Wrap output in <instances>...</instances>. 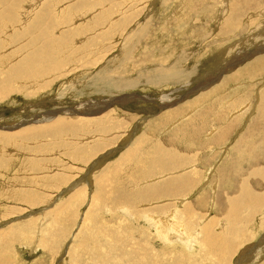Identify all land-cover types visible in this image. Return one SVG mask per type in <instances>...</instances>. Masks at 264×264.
Wrapping results in <instances>:
<instances>
[{
	"label": "rangeland",
	"instance_id": "1",
	"mask_svg": "<svg viewBox=\"0 0 264 264\" xmlns=\"http://www.w3.org/2000/svg\"><path fill=\"white\" fill-rule=\"evenodd\" d=\"M263 25L264 0H0V264H264ZM31 42L59 57L25 78Z\"/></svg>",
	"mask_w": 264,
	"mask_h": 264
},
{
	"label": "bare ground",
	"instance_id": "2",
	"mask_svg": "<svg viewBox=\"0 0 264 264\" xmlns=\"http://www.w3.org/2000/svg\"><path fill=\"white\" fill-rule=\"evenodd\" d=\"M3 1H5V0H3ZM234 2V1H233ZM3 4H5L4 2H2ZM2 4V6H4ZM30 4V3H29ZM34 4V3H33ZM32 4V5H33ZM31 5V4H30ZM34 6V5H33ZM236 6V5H235ZM9 7V6H8ZM237 7V6H236ZM3 8V7H2ZM33 8V7H32ZM241 8V7H240ZM13 9H14V7H13ZM11 10L12 9H10V10H4V12H3V15H4V13L5 14H7V15H10L9 13H11ZM27 11V10H26ZM15 13V12H14ZM263 13V12H262ZM25 14V13H24ZM23 14V15H24ZM28 14V13H27ZM7 15H4V16H7ZM13 15V12H12V14H11V16ZM15 16V15H14ZM20 17V16H19ZM18 17V18H19ZM239 16H238V14H237V12H233V18L232 19H230L229 21H226V24H225V26H224V28H226L227 26H228V28H230L231 27V23L233 22V21H235L236 22V24H237V20H235L236 18H238ZM250 17V16H249ZM253 17H255V16H253ZM29 17L28 16H23V20H25V21H28L27 19H28ZM244 19V18H243ZM77 20V19H76ZM75 20V21H76ZM128 20V19H127ZM253 20V19H252ZM255 20V19H254ZM24 22V21H23ZM36 22H42V20H37ZM128 22V21H127ZM134 22V21H133ZM32 23H34L33 21H32ZM244 23H246V21L244 22ZM251 23V22H250ZM249 23V24H250ZM18 24H19V20H18ZM24 24V23H23ZM125 24V23H124ZM124 24H123V26H124ZM233 24H235V23H233ZM232 24V25H233ZM241 24V23H240ZM256 24H257V21H256ZM259 24V23H258ZM20 25V24H19ZM31 25V24H30ZM130 25H132V24H130ZM246 25H248V24H246ZM250 25H253V23L252 24H250ZM260 25V24H259ZM32 26H33V24H32ZM234 26V25H233ZM249 26V25H248ZM247 26V27H248ZM254 26V25H253ZM261 26V25H260ZM264 26V25H263ZM30 26H28L26 29H28ZM34 27H36V26H34ZM33 27V28H34ZM246 27V29H248ZM250 27V26H249ZM256 27H259V26H256ZM31 28V27H30ZM228 28H227V30H228ZM245 28V27H244ZM261 28H262V26H261ZM1 29V28H0ZM39 29V28H38ZM129 29V28H128ZM232 29V28H231ZM234 29V28H233ZM259 28H256V30H258ZM3 30V29H2ZM28 30H30V29H28ZM5 31V30H4ZM43 31V30H42ZM42 31H40V34H41V32ZM228 31H230V30H228ZM247 31V30H246ZM259 31V30H258ZM6 32V31H5ZM13 32V31H12ZM16 32V31H15ZM145 32V31H144ZM8 33H9V31H8ZM8 33H7V35H8ZM72 33V32H71ZM143 32H141L140 34H142ZM264 33V32H263ZM22 33L19 31L17 34H16V36H19V35H21ZM250 34V33H249ZM6 35V36H7ZM138 33H137V38H138ZM252 35V34H251ZM69 36V35H68ZM142 36H143V34H142ZM10 37V36H9ZM8 38V37H7ZM8 43V42H7ZM262 43V42H261ZM9 44V43H8ZM34 44V42H31L30 43V45L28 46V47H26L25 48V53H26V55H28V56H25V58H23L22 60L21 59H19V60H21L22 61V65L18 68V74H19V76H22V74H24L22 77H25V76H29L30 77V75L29 74H31V75H35L36 74V72L35 73H33L32 74V68H34L35 69V67L37 68V67H39V66H45V68H47L45 71H48L49 69H53L52 67H54V66H52V64H54L55 63V61L57 60L56 58H58L59 57V55H58V53H57V56L55 57L53 54L51 55L50 53H51V51L53 50V46L52 45H50V44H47V45H45V48L44 49H42V50H34V51H29V48H31V46ZM263 44V43H262ZM35 46V45H34ZM83 47V46H82ZM84 48V47H83ZM259 48V47H258ZM262 49V48H261ZM92 51V50H91ZM256 51V50H255ZM219 52V51H218ZM27 53H29V54H27ZM55 53V52H54ZM93 54V53H92ZM15 55V54H14ZM96 55V54H95ZM251 55V54H250ZM8 56V55H7ZM13 56V55H12ZM11 56V57H12ZM16 56V55H15ZM1 57V56H0ZM5 57V56H4ZM241 57V56H240ZM260 57V56H259ZM258 57V58H259ZM15 58H17V57H15ZM84 58V57H83ZM246 57H243L241 60H240V63H241V61H243L244 59H245ZM258 58H256V59H258ZM8 59L9 60H7V58H5L4 59V61L3 62H5L4 64H6V63H13V61H12V58H10V57H8ZM56 59V60H55ZM86 59V58H85ZM7 60V61H6ZM13 60H15L14 58H13ZM19 60L17 61V64L16 65H18L19 64ZM88 60V59H87ZM12 61V62H11ZM20 61V62H21ZM63 61V60H62ZM62 61H60V62H62ZM85 61V60H84ZM258 61H261L263 64H264V57L263 58H260V59H258ZM3 62H0V63H3ZM59 61H58V63L57 64H59L60 63ZM16 63V62H15ZM14 63V64H15ZM57 64H56V66H57ZM61 64V63H60ZM91 64V63H90ZM16 65H14L13 66V68L16 66ZM86 65H87V63H86ZM91 65H93V64H91ZM231 65V64H230ZM236 65V64H235ZM235 65L233 64L232 65V67H235ZM52 66V67H51ZM59 66V65H58ZM90 66V65H89ZM237 67V66H236ZM235 67V68H236ZM85 68H87V66L85 67ZM161 68V67H160ZM175 68H177V67H175ZM256 67H252V68H249V72L250 71H252L253 69H255ZM24 69V73H22L21 72V70H23ZM118 69V68H117ZM224 69V68H223ZM54 70H56L55 68H54ZM83 70V69H82ZM170 70V69H169ZM169 70H162L161 72H158L157 74L159 75V77L158 78H161L160 80L162 81V84H169L170 82H173L174 80H170V78L171 79H173L174 78V75L175 74H178L177 76H175V77H177L178 78V76H179V73L180 74H184L180 69H178L177 68V71L176 70H172V71H169ZM85 71V70H84ZM190 71V70H189ZM42 72V71H41ZM50 72H53L52 70L50 71ZM61 72V71H60ZM157 72V71H156ZM22 73V74H21ZM38 74H41V73H39V72H37ZM43 73V72H42ZM48 73V72H47ZM74 73V72H73ZM116 73H118V72H116ZM61 74V73H60ZM63 74V73H62ZM112 74H114V73H112ZM111 74V75H112ZM221 74V73H220ZM47 75V74H46ZM45 75V76H46ZM83 75V74H82ZM82 75H80V76H82ZM154 75V74H153ZM218 75V74H217ZM39 76V75H38ZM42 76V75H41ZM50 76H51V73H50ZM79 76V75H78ZM78 76H76L75 78L73 77V79H74V81L75 82H78L77 81V77ZM106 76H108V75H106ZM156 77H157V75H155ZM181 76V75H180ZM183 76V75H182ZM184 76H186L185 74H184ZM220 76V75H219ZM225 76V75H224ZM34 77V76H33ZM60 77V76H59ZM114 78V76H111V78ZM155 77V78H156ZM218 77V76H217ZM25 78H27V77H25ZM98 78H100L99 76H98ZM104 78H106L105 77V74H104ZM119 78V79H118ZM139 78H141V81H145L146 83H148L149 81H151L152 83H156V84H158L159 85V80L157 81V80H155V79H153V78H151V76H148V75H144V76H140ZM187 78V77H186ZM213 78H214V76H213ZM1 79V78H0ZM46 79V78H45ZM72 79V80H73ZM94 79V78H93ZM91 80L92 82H91V85L90 86H92L95 90H96V88L97 87H102L103 85H104V83H102V82H104V81H101L100 80V82L101 83H99V84H96V83H94V80ZM138 78H136V80H137ZM143 79V80H142ZM181 79H183V78H181ZM185 79V78H184ZM36 80V79H35ZM44 80V79H43ZM105 81H106V79H104ZM125 79H124V77H122V75H117V77H116V79L114 78V82H111V84H110V87L112 88L113 87V85H115L116 84V82H118V81H124ZM128 80H130V83H131V85H136L137 84V82L138 81H133V80H135V78H133V77H128ZM179 80V79H178ZM177 80V81H178ZM187 80V79H186ZM185 80V81H186ZM221 80V79H220ZM156 81V82H155ZM176 81V82H177ZM181 81V80H180ZM8 82H10V81H8ZM8 82L6 83V85L5 86H8L7 84H8ZM40 82V81H39ZM51 82V81H50ZM128 83H129V81H127ZM150 82V83H151ZM219 82V81H218ZM72 83V82H71ZM124 83H125V81H124ZM141 83V82H140ZM151 83V84H152ZM13 84V83H12ZM83 84V83H82ZM86 84V83H85ZM119 84V83H118ZM118 84H116L117 86H118ZM171 84V83H170ZM3 85V86H4ZM27 85V84H26ZM78 85V84H77ZM80 85V84H79ZM78 85V86H79ZM115 85V86H116ZM213 85V84H212ZM211 85V86H212ZM23 86H25V85H23ZM74 86H76V85H74ZM77 86V87H78ZM90 86L87 84V85H85V89L83 88V89H80V90H78L77 91V93H80V95H81V93L83 92V90H87V89H89L90 88ZM121 86V85H120ZM211 86H209V87H211ZM0 87H2V85H0ZM10 87V86H9ZM8 87V88H9ZM12 87V86H11ZM40 87V86H39ZM72 87V86H71ZM91 87V88H92ZM128 87V86H127ZM194 87V86H193ZM208 87V88H209ZM26 88V87H25ZM46 88V87H45ZM132 88H135V86L133 87L132 86ZM9 89H11V88H9ZM116 89V88H115ZM125 89V88H124ZM128 89V88H127ZM194 91L193 92H191V93H189L188 95H187V97H192L193 98V96L194 95H197L198 93H200V92H197V90L198 89H196V87H194ZM15 90V89H14ZM68 90V89H67ZM122 90V89H121ZM71 91V90H70ZM117 91V90H116ZM123 91V90H122ZM203 91V90H202ZM22 92V91H21ZM76 92V91H75ZM197 92V93H196ZM6 93H8L7 91H6ZM12 93V92H11ZM77 93H75V94H77ZM119 93V92H118ZM196 93V94H195ZM4 94V93H3ZM2 94V95H3ZM10 94V93H9ZM14 94V93H13ZM74 94V93H73ZM7 95V94H6ZM194 98H196V97H194ZM119 99V98H118ZM143 99V98H142ZM152 100V99H151ZM173 100V99H172ZM205 100V99H204ZM121 102V101H120ZM152 102V101H151ZM169 104V103H168ZM166 104V105H164L163 103L162 104H159V110L160 111H164V110H166V108L167 109H169V108H171L173 105H175L176 103L175 102H171V104ZM96 104H92V106H95ZM103 105V106H102ZM101 105V107L100 108H98V110H102L103 109V107L104 106H106V103H104V104H102ZM92 106H89V108L87 107L86 109L85 108H82V111H84V113H89V112H93V111H98V110H96V108H92ZM109 106V105H108ZM264 107V106H263ZM111 109V108H110ZM114 109V108H113ZM119 109V108H118ZM240 110V109H239ZM109 113H113V114H116L117 112L116 111H114V110H109L108 111ZM72 113V112H71ZM61 114H64V113H60V115ZM95 114V113H94ZM97 114V113H96ZM119 114V113H118ZM53 115H54V117H51V116H49L48 117V120L47 121H50V122H52V121H56V122H54L55 124H54V130H56L57 132H59V130L60 129H62V128H64L65 126L66 127H69V128H72V126H75V125H73L74 123H65V119H62L61 120V118H58V119H54L55 117H58L59 116V114L58 113H53ZM65 115H67V113L65 114ZM93 115V114H92ZM69 116V115H68ZM72 116V115H71ZM82 116V115H81ZM63 117V116H62ZM86 117V116H85ZM120 117V116H119ZM121 118V117H120ZM41 120V119H40ZM39 120V121H40ZM122 120V119H121ZM46 121V122H47ZM260 121V120H259ZM36 122H37V120H36ZM261 122V121H260ZM49 123V122H48ZM52 128V127H51ZM50 128V129H51ZM67 130V129H66ZM66 130H64V131H66ZM72 130V129H71ZM70 129H69V131H71ZM74 130L76 131V128L74 127ZM80 130H81V128H80ZM80 130H79V132H80ZM213 130V129H212ZM32 131V130H31ZM40 131V130H39ZM46 131H48V132H50L49 131V128H47V130ZM45 131V132H46ZM55 131V132H56ZM68 131V132H69ZM27 132V131H26ZM34 132H36V131H34ZM52 132V131H51ZM74 132V131H73ZM77 133H79L78 132V130L76 131ZM76 132H74V133H76ZM22 133V132H21ZM76 133V134H77ZM127 133V132H126ZM24 134L26 135V133L24 132ZM75 134V135H76ZM128 134V133H127ZM17 135V134H16ZM39 135V134H38ZM79 135V134H78ZM28 136V135H27ZM30 136V135H29ZM28 136V138L26 137V139L28 140L30 137ZM55 136V135H54ZM19 137V136H18ZM23 138H25V136L23 137ZM29 140H33V139H29ZM141 145V144H140ZM139 146L137 145V152L140 150L139 148H138ZM143 148V147H142ZM98 149V148H97ZM225 151V150H224ZM140 153V152H139ZM177 157V156H176ZM146 165V164H145ZM98 166V165H97ZM92 168V167H91ZM152 168V167H151ZM156 169V168H155ZM104 170V169H103ZM116 170V169H115ZM110 171V170H109ZM120 171V170H119ZM111 172V171H110ZM151 172V171H150ZM163 172V171H162ZM257 172V171H256ZM112 173V172H111ZM118 173V172H117ZM124 173V172H123ZM170 173V172H169ZM178 174V173H177ZM104 176V175H103ZM162 176V175H161ZM173 176V175H172ZM107 177V176H106ZM111 178V177H110ZM112 179V178H111ZM150 179H152V178H150ZM149 179V180H150ZM180 179V178H179ZM130 180V179H129ZM185 179H183V181H180V182H177V184L178 185H184L185 184ZM151 182H152V180H151ZM174 182V181H173ZM101 183H102V181H101ZM126 183V182H125ZM132 184L133 183H129V185H131L132 186ZM172 185H176V184H171V185H169L168 184V188H173V189H177L178 187L177 186H172ZM125 186V185H124ZM169 186H172V187H169ZM102 187V186H101ZM101 187H100V190H101ZM244 193H246V192H244ZM102 194V193H101ZM151 198V197H150ZM244 198V197H243ZM246 198V197H245ZM150 200V199H149ZM206 200V199H205ZM76 201V200H75ZM260 203V202H259ZM166 205V204H165ZM231 205H233V204H231ZM89 207V206H88ZM167 207V206H166ZM106 209V208H105ZM235 209V208H234ZM125 210V209H124ZM127 210V209H126ZM167 210V209H166ZM128 213H126V214H129V210L127 211ZM163 214V213H162ZM254 214V213H253ZM171 215H173V214H171ZM131 216V215H130ZM165 216H166V214L164 215L163 214V216H162V218H160V219H158V218H155V217H152V218H154V223H155V228L157 229V230H155V232H156V234L159 236V239L161 238L162 239V237H163V235L164 234H166V233H168L169 234V232L170 233H172L173 234V232H177L176 230H174V228L172 227V223H173V221H174V216L172 217V219L171 220H169V219H167L166 218V220H168V221H165L164 220V222H162V221H160L161 219H165ZM170 218V217H169ZM147 219H149V218H147ZM151 220V219H150ZM148 222H150L149 220H148ZM151 222H152V220H151ZM153 222L151 223V224H153ZM149 225H150V223H149ZM164 225V226H163ZM165 227V230L163 229V227ZM153 228V227H152ZM163 229V230H162ZM164 231V232H163ZM166 231V232H165ZM142 234H144L147 238H149L148 237V233H146V232H143L142 230H140L138 233H136V234H134L133 235V237H135V239L136 238H138V239H143V238H146L145 236H143ZM179 234V233H178ZM175 236V235H174ZM181 236V235H180ZM132 237V238H133ZM173 237V236H172ZM146 238V239H147ZM164 238L167 240V238H168V236H167V234H166V236H164ZM134 239V240H135ZM165 239H163V241L165 242ZM181 239V238H180ZM126 242L125 240H121V239H116V238H114V240H112L114 243V246H115V243L117 242ZM137 240V239H136ZM144 240V239H143ZM106 240H104V243H107V242H105ZM111 241V242H112ZM163 241H161V242H163ZM129 242V241H128ZM108 243H109V241H108ZM131 243V242H130ZM147 243V242H146ZM117 244V243H116ZM261 244H262V242H261ZM186 245V244H185ZM234 245V244H233ZM264 245V244H263ZM114 246H112L111 244H109V246L106 248L107 249V251L108 252H112V253H115L114 251H116L115 249H114ZM117 246V245H116ZM123 246V245H122ZM168 246H169V244H168ZM258 245H256V247H257ZM173 247V246H172ZM117 248V247H116ZM141 248V247H140ZM144 249V248H143ZM252 249H254V248H252ZM257 249L258 250H252V251H250L249 250V254H251V256L249 257V261H251V262H253V260L252 259H257L258 258V256H259V252L261 251V250H264V249H262V247L260 248L259 246L257 247ZM118 250H119V248H118ZM117 250V251H118ZM138 250H140L139 248H138ZM137 250V251H138ZM136 251V250H135ZM145 251V250H144ZM119 252V251H118ZM118 252H116V253H118ZM122 252H123V249H122ZM264 252V251H263ZM120 253V252H119ZM129 253V252H128ZM132 253V252H131ZM134 253H136V252H134ZM139 255L138 256H136V254H133V256H132V254H130L129 253V255L127 256V259H126V263L127 262H129V264H132L133 262L132 261H134L135 262V260H137L139 257H140V255L143 253H141L140 251L139 252H137ZM141 253V254H140ZM163 253V252H162ZM114 255H116V254H114ZM113 255V256H114ZM126 255V254H125ZM143 255V254H142ZM263 255V254H262ZM117 257L118 256H116V259H117ZM124 257H126V256H124ZM123 257V258H124ZM106 258H109V256L108 257H105V259ZM141 259H143L142 257H140ZM111 259H114V258H111ZM119 259H120V257H119ZM177 259V258H176ZM122 260V259H121ZM125 260V259H124ZM123 260V261H124ZM140 260V259H139ZM138 260V261H139ZM245 260H247L248 261V259H245ZM120 261V260H119ZM123 261H122V263H123ZM108 262H111V261H108ZM117 262V261H116ZM125 262V261H124ZM132 262V263H131ZM105 263V262H104ZM107 263V262H106ZM136 263V262H135ZM138 264H139V262H137ZM146 263L148 264V262L146 261ZM111 264H113V263H111ZM124 264V263H123ZM128 264V263H127ZM141 264V263H140ZM142 264H144V262H142Z\"/></svg>",
	"mask_w": 264,
	"mask_h": 264
}]
</instances>
